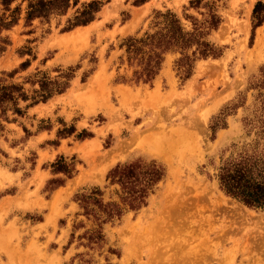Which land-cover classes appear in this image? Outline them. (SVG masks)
<instances>
[{"label": "rangeland", "instance_id": "obj_1", "mask_svg": "<svg viewBox=\"0 0 264 264\" xmlns=\"http://www.w3.org/2000/svg\"><path fill=\"white\" fill-rule=\"evenodd\" d=\"M96 1L104 3L102 21L68 32L79 5L29 24L27 2L10 6L19 7V20L0 34L8 41L0 87L26 98L17 101L22 115L8 110L1 121L0 264H264V211L226 197L216 178L225 160L263 136L264 23L250 40L254 5L264 0H202L221 18L207 38L221 56L195 61L185 79L179 53L168 52L150 84L136 83L138 56L129 63L121 45L156 31L157 12L175 14L191 31L186 17L201 21L208 9L191 8V0ZM42 86L67 87L42 101ZM44 131L52 139L36 143ZM161 135L177 140L166 155L149 151ZM64 138L82 142L78 154L39 165L37 149ZM135 160L157 162L165 177L146 207L99 227L75 197L99 189L105 203L118 202L119 187L106 175ZM40 166L51 174L45 181ZM78 171L75 191L71 184L56 191Z\"/></svg>", "mask_w": 264, "mask_h": 264}, {"label": "trees", "instance_id": "obj_2", "mask_svg": "<svg viewBox=\"0 0 264 264\" xmlns=\"http://www.w3.org/2000/svg\"><path fill=\"white\" fill-rule=\"evenodd\" d=\"M27 2L25 9V23L29 24L35 19L48 22L53 16H63L70 8L80 6L72 19L67 20L64 32L71 31L79 26H86L95 20L97 13L104 3L96 0L82 2L81 0H22ZM16 0H0L3 14L0 16V34L15 25L18 18L19 7L13 10L10 6ZM191 8L199 9L200 5L208 9L204 18L199 21L193 17L190 19L192 29L186 31L179 18L167 11L156 13L153 33H145L144 37L136 39L127 38L121 47H126L129 63L136 58L140 71L134 73L136 83L141 81L150 84L158 75L164 61V55L168 52H177L180 57L177 66L184 72L185 79L191 76L193 64L200 59L219 58L221 50L216 48L207 38L212 31L218 29L221 18L212 5L202 4V0H191ZM10 12V15H6ZM264 23V2L257 1L252 11V32ZM8 41L0 37V55L5 51ZM44 85H47L46 83ZM67 86L58 89H46L42 86L40 96L42 101H47L55 93H63ZM21 89L13 87H0V131L1 121H7L6 112H12L18 116L22 111L17 107L18 99L25 100ZM10 104V106H9ZM263 135L253 145L237 153L234 157L225 160L218 168L217 181L219 190L228 198H231L243 206L264 211V126L261 128ZM71 174L68 173V178ZM165 177L164 168L155 161L145 162L135 160L117 164L111 168L106 180L109 185L119 187L118 202L102 200L103 192L94 189L89 195L75 197L83 210V215L92 216L99 227L105 223L120 220L125 211L137 212L146 207L148 198L154 193L158 183ZM60 185V184H58ZM99 234V233H98ZM99 236V235H98ZM110 264V263H107Z\"/></svg>", "mask_w": 264, "mask_h": 264}, {"label": "crops", "instance_id": "obj_3", "mask_svg": "<svg viewBox=\"0 0 264 264\" xmlns=\"http://www.w3.org/2000/svg\"><path fill=\"white\" fill-rule=\"evenodd\" d=\"M148 3H149L148 1H147V2H144V5H146V4H148ZM102 10H103V8L97 13V17H96V19H95L94 21H92V22H94V24H99V23L102 21V20H101V15H100V12H101ZM92 22H91V23H92ZM91 23H89V24H91ZM89 24H88V25H89ZM103 25H104V24H103ZM121 27H123V25H122ZM258 28H262V26H260V27H258ZM258 28H257V29H258ZM97 69H98V66H97V68L92 72V74H93L94 72H96ZM92 74H91V76H92ZM91 76H90V77H91ZM74 81H75V80H74ZM110 83H111L112 87H113V86L115 87V86H118V85H123V86H127L128 88H131V86H129V85H127V84H124V83H113V84H112L111 80H110ZM72 87H73V86H72ZM70 88H71V87H70ZM81 128H83V127H81ZM43 133H46V137L43 138V139L40 140V141H37L36 143L41 144L42 142H46V141L52 139L51 131H44V132H40V133L37 134V135H34V136H33V140L38 139ZM92 139H94V138H93V137H92V138H86V139L83 140L82 142H84V141H88V140H92ZM63 142H64L65 144H64ZM82 142H79L78 145H74V146L72 145V146H70V144H69V138H64V139H61V140L59 141V144H58V145L45 144V146L38 148L37 151H36L37 161H40V164H39V165H41V164L46 163V162L54 161V160H55L58 156H60V155H64V156H67V155H68V156H71V155H73V154H76V155H77L78 153L76 152V148H77V146L81 145ZM64 146H65V147H64ZM66 149H69V151L67 152ZM37 165H38V164H37ZM36 167H37V166H36ZM35 169H36V168H35ZM35 169H34V173H35ZM38 172H39V174H43V176H44V181H45L47 178H49V177L51 176L49 170L42 169L41 166H40ZM79 175H80V172H79V171L76 172V174H75L74 177L68 179L67 182H65V184H64L63 186H60L58 189H56V191L59 190V189H66V187L68 186V184H71V188H73L72 192L75 191L76 187L78 186V185H75V180H76V178H77ZM44 181H43V182H44ZM12 197H17V196H14V195L6 196V197L2 198L1 200H3V199H7V198H12Z\"/></svg>", "mask_w": 264, "mask_h": 264}, {"label": "bare ground", "instance_id": "obj_4", "mask_svg": "<svg viewBox=\"0 0 264 264\" xmlns=\"http://www.w3.org/2000/svg\"><path fill=\"white\" fill-rule=\"evenodd\" d=\"M80 30V29H79ZM77 32H80V31H76V32H73V33H77ZM73 35H75V34H73ZM75 37V36H74ZM262 41V40H261ZM260 42V41H259ZM261 44V43H260ZM259 44V45H260ZM163 133H165V132H163ZM167 133V132H166ZM171 134V133H170ZM173 135V134H172ZM167 136V135H166ZM170 137H172V136H170ZM172 139H173V137L172 138H170L169 139V136L168 137H165L164 135H161L160 136V138H156V139H153L152 141H151V144H149L148 146H149V151H152L153 153H161L162 155H166V154H168V153H166V151H168L169 149L168 148H170V149H172L173 147H174V145L176 144L177 145V140H173L172 141ZM179 144V143H178ZM147 146V147H148ZM175 148V147H174ZM163 151V152H162ZM156 224V223H155ZM149 228V227H148ZM185 257V256H184ZM184 257H183V259H184ZM181 258V257H180ZM186 258V257H185ZM187 259V258H186ZM181 261H179V260H176L175 262H183V264H185V263H187V261L184 259L183 261H182V259H180ZM193 260V259H192ZM168 264V263H167Z\"/></svg>", "mask_w": 264, "mask_h": 264}]
</instances>
